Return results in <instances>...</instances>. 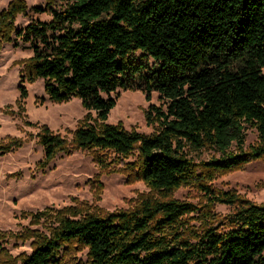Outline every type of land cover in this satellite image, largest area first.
<instances>
[{"label": "trees", "instance_id": "obj_1", "mask_svg": "<svg viewBox=\"0 0 264 264\" xmlns=\"http://www.w3.org/2000/svg\"><path fill=\"white\" fill-rule=\"evenodd\" d=\"M21 9L0 14V38ZM34 10L51 19L17 32L32 50L29 80H44L54 102L78 98L86 112L70 142L47 128L36 134L45 152L42 165L70 144L96 150L97 157L103 150L123 159L134 155L124 164L128 178L164 197L195 185L210 203L236 209L227 229L216 228L208 214L199 232L182 225L197 207L177 200L146 199L105 216L72 207L45 210L33 218L50 215L48 235L29 232L31 253L0 264H61L65 246L86 249L88 264H264V204L207 184L215 173L264 158V0H45ZM141 87L146 99L155 92L166 103L164 110L149 106L145 112L154 131L143 135L107 124L118 91ZM20 95L26 97L24 87ZM246 127L257 132L248 151ZM206 148L220 156L199 163L189 158Z\"/></svg>", "mask_w": 264, "mask_h": 264}, {"label": "rangeland", "instance_id": "obj_2", "mask_svg": "<svg viewBox=\"0 0 264 264\" xmlns=\"http://www.w3.org/2000/svg\"><path fill=\"white\" fill-rule=\"evenodd\" d=\"M16 5L22 9L14 15L12 30L7 37L0 38V262H19L22 256L31 253L35 238L28 237L29 232L48 235L54 224L50 215L48 219L33 218L45 210L55 213L72 207L82 215L105 216L133 210L146 199L177 200L197 207V212L182 217V225L191 231L199 232L201 221L208 214L215 219L216 228L227 229L236 204L210 203L195 185L181 187L164 197L142 181L126 176L124 164L133 161L134 155L123 159L103 150L97 157L96 150L73 149L70 144L68 152H60L42 165L45 152L36 134L47 128L70 142L86 112L78 98L54 102L44 91V80H29L26 66L32 50L17 32L30 22H49L51 16L34 10L44 7L45 0H0V14ZM135 59L152 63L140 54H135ZM21 87L27 91L24 98L20 95ZM149 106L164 110L166 103L155 92L146 99L143 87L119 90L106 123L150 135L155 127L145 121ZM14 141L20 142L19 146L11 145ZM256 143L257 132L246 127L243 150L248 151ZM230 151L236 152V148L232 146ZM219 156V152L206 148L191 152L189 158L199 163ZM207 184L215 192H233L239 199L263 205L264 158L239 169L215 173ZM188 235L187 231L184 236ZM60 257L61 264H88L87 250L77 246H65Z\"/></svg>", "mask_w": 264, "mask_h": 264}]
</instances>
